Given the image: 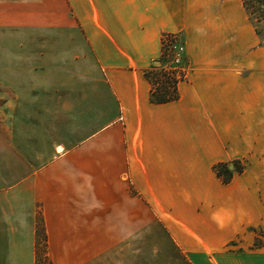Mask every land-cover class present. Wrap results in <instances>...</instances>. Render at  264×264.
<instances>
[{"label": "crops", "instance_id": "0c3cea01", "mask_svg": "<svg viewBox=\"0 0 264 264\" xmlns=\"http://www.w3.org/2000/svg\"><path fill=\"white\" fill-rule=\"evenodd\" d=\"M24 1L2 51L19 58L1 80L0 264H37L39 205L53 264H102L79 253L85 186L103 183L126 199L131 184L177 246L206 249L192 263L264 264V46L243 0ZM179 33L187 77L156 104L146 72ZM231 243L244 250L216 254Z\"/></svg>", "mask_w": 264, "mask_h": 264}, {"label": "rangeland", "instance_id": "374dc122", "mask_svg": "<svg viewBox=\"0 0 264 264\" xmlns=\"http://www.w3.org/2000/svg\"><path fill=\"white\" fill-rule=\"evenodd\" d=\"M23 2L25 1L19 0L17 3H14L11 0H0V13L3 11L5 4L10 6L6 9L7 12L9 11L7 16L0 17V95L5 94L1 80L5 78V75L10 76L9 79L12 80L13 76V71H8L3 65L13 64L15 63V59L19 58L14 57L12 54L2 55V51L6 48L12 53V49L17 45V42L15 43L14 40L16 18L14 5H20ZM17 8L18 11L21 10L20 7ZM53 14L55 20L60 21L62 16L61 7H54ZM253 25L257 26L260 31H264V23L254 21ZM60 31L61 23H55V38L57 37L56 34ZM261 44L263 45L262 41ZM56 52L58 51L56 50ZM27 59L29 60L28 57ZM36 59L37 57L35 56L34 61ZM41 63L44 64L45 61L43 60ZM52 64L55 67V77L58 75L57 77L60 79L62 57H54ZM82 89L83 91L87 90V92L89 90L93 91V85H88L84 82ZM7 94L12 95V91ZM101 95L102 108L103 111H106L109 105L104 102L106 101L104 98L105 94L102 92ZM1 101L0 108L3 106ZM104 122H106V119L103 117V124ZM243 167L242 162L235 164V168L239 170H243ZM216 171H221V177L224 180L228 176L230 177V175L232 178V173L227 165L217 166ZM76 186L77 184L71 183V187ZM98 187L99 190H95L93 185L85 186L86 205L90 204L91 210L94 211V207L96 210L95 214H92L86 223V242L84 247L80 248L81 252L79 254L101 256L102 264H194L190 260L192 256L206 254V249L204 248L182 249L177 246L164 223L150 211L148 204L137 195L132 189L131 184L129 185V190L133 191V199H126L123 194L124 192L114 191L112 184L103 183L98 185ZM71 190L73 189L71 188ZM37 228H42L37 234L36 254L39 261L37 264H53L52 258L55 253L49 247L44 210L40 205ZM262 238L263 233L260 232L254 245L255 249L262 246ZM242 250L244 249L239 248L238 243H231L228 248L219 249L216 254L229 251L239 252ZM212 254L209 253V255Z\"/></svg>", "mask_w": 264, "mask_h": 264}, {"label": "trees", "instance_id": "16d2710c", "mask_svg": "<svg viewBox=\"0 0 264 264\" xmlns=\"http://www.w3.org/2000/svg\"><path fill=\"white\" fill-rule=\"evenodd\" d=\"M243 2L249 14L250 20L253 23L254 21L264 23V0H243ZM255 28L264 45V31H260L257 26H255ZM167 54L168 49L162 45V57L159 61L160 65H154L146 72V77L152 85L151 99L152 102L156 104L168 103L179 98V80L176 79V77L168 75L164 68L165 63L167 62ZM218 174L221 176V171H218ZM230 179L231 175L225 179V182H229ZM41 230L42 228H37V234L38 231ZM38 262L39 261L37 259V263Z\"/></svg>", "mask_w": 264, "mask_h": 264}, {"label": "built area", "instance_id": "2783aa9c", "mask_svg": "<svg viewBox=\"0 0 264 264\" xmlns=\"http://www.w3.org/2000/svg\"><path fill=\"white\" fill-rule=\"evenodd\" d=\"M163 47L168 49L167 62L164 65L168 75L176 77L179 82L187 77V67L185 63V42L182 34H167L162 39Z\"/></svg>", "mask_w": 264, "mask_h": 264}, {"label": "water", "instance_id": "95a60500", "mask_svg": "<svg viewBox=\"0 0 264 264\" xmlns=\"http://www.w3.org/2000/svg\"><path fill=\"white\" fill-rule=\"evenodd\" d=\"M155 64H156V65H159V62H156Z\"/></svg>", "mask_w": 264, "mask_h": 264}]
</instances>
